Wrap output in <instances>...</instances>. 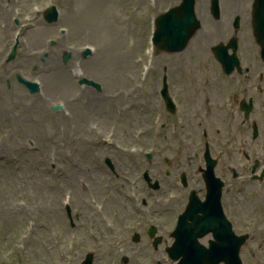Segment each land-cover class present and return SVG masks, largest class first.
Masks as SVG:
<instances>
[{
    "label": "rangeland",
    "instance_id": "1",
    "mask_svg": "<svg viewBox=\"0 0 264 264\" xmlns=\"http://www.w3.org/2000/svg\"><path fill=\"white\" fill-rule=\"evenodd\" d=\"M96 2V0H78V8L81 12L80 24H75L74 26L71 24L73 32L76 31V37L72 38V41L76 45H81L83 41L89 37H93L94 41H96V45L100 48L99 54L100 56L96 63L98 67H102L104 70L109 72L111 76L119 77L113 81H107L105 82V79L96 72V74L104 79V82L106 85H108V91L114 90L116 85L120 84L123 81L122 78V71L124 69L131 70V66L128 64L127 67L124 66L125 59L124 55L121 53V48L125 45V32L123 29H120L117 26V21L119 20L118 10L115 6L114 0H110V6L111 8L109 11L111 12V16L109 17L111 25L113 27L112 32H109L99 21H98V13L93 9L91 4ZM69 18L72 23H75V17H73L69 13ZM115 28V29H114ZM121 30V37L119 34V30ZM97 36L100 37L103 46L99 44L96 40ZM120 38V43H117L116 40ZM111 44V51L110 48V42ZM117 43V44H115ZM102 48H101V46ZM37 47H41V41H38L36 43ZM131 59H134L135 57H130ZM121 62H124V64L121 66L119 65ZM86 66V64H85ZM129 66V67H128ZM85 70L88 73H92V70L85 67ZM101 70V69H99ZM118 71V73L116 72ZM91 71V72H90ZM110 87V88H109ZM105 106V104H103ZM32 118H36L31 116V120H29V124H31L34 127L39 128L40 134L43 136V133L41 132V129L38 125H33ZM4 121L5 118H2ZM13 144L10 140V138L5 137L3 133L0 132V194H29L31 192V189L29 186H25V184H22L21 182H16L13 179V169H12V163H13ZM57 185V182L54 181V186ZM46 194V193H45Z\"/></svg>",
    "mask_w": 264,
    "mask_h": 264
},
{
    "label": "bare ground",
    "instance_id": "2",
    "mask_svg": "<svg viewBox=\"0 0 264 264\" xmlns=\"http://www.w3.org/2000/svg\"><path fill=\"white\" fill-rule=\"evenodd\" d=\"M93 6L96 9H100L101 7L105 6V0H96V2L93 3Z\"/></svg>",
    "mask_w": 264,
    "mask_h": 264
}]
</instances>
